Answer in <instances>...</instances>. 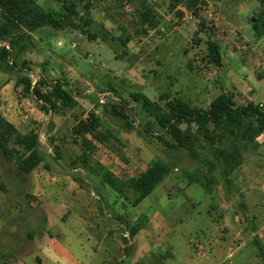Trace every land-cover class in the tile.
Wrapping results in <instances>:
<instances>
[{
	"label": "rangeland",
	"instance_id": "374dc122",
	"mask_svg": "<svg viewBox=\"0 0 264 264\" xmlns=\"http://www.w3.org/2000/svg\"><path fill=\"white\" fill-rule=\"evenodd\" d=\"M36 1L61 17L73 4L75 15L61 29L41 28L31 35L17 64L27 63L32 85L43 77L64 81L79 106L47 113L26 95L43 118L36 130L44 160L26 175L0 150V171L8 198L18 207L30 202L34 210L25 213L37 221L13 229L4 214L8 203L1 205L0 246L11 243L10 235L15 245L26 243L30 233L33 251L52 235L84 264H263L264 134L255 143L226 138L210 144L199 137L195 157L187 149L167 150L150 134L158 125L133 98L177 97L208 108L224 93L237 106L252 102L264 110V38L255 39L250 23L258 1L182 0L175 8L168 0ZM141 12L155 18V29L140 21ZM212 42L221 53L219 66L209 57ZM27 73L0 69V90ZM20 90L15 97L22 100ZM112 103L124 109L132 129L106 111ZM89 114L99 120L102 143L73 132ZM84 138L97 146L87 166L79 161ZM217 148L240 153L228 176ZM158 159L173 172L137 206L132 193L129 199L117 193L95 167L99 162L128 179ZM211 164L214 181H207ZM39 182L43 186L33 190ZM35 191L43 196H33ZM134 226L140 231L131 238Z\"/></svg>",
	"mask_w": 264,
	"mask_h": 264
},
{
	"label": "trees",
	"instance_id": "16d2710c",
	"mask_svg": "<svg viewBox=\"0 0 264 264\" xmlns=\"http://www.w3.org/2000/svg\"><path fill=\"white\" fill-rule=\"evenodd\" d=\"M82 1V0H80ZM170 6L177 7L182 0H168ZM258 9L250 19L253 35L256 40L264 38V0H257ZM63 16L50 11H45L36 0H0V66L5 72H14L27 69L26 76L18 78L15 87L24 89L25 96L33 95L40 103L42 110L49 112H61L67 109H75L79 106L66 83L61 80L53 82L46 78H40L39 82L32 85L27 63L21 66L17 64L19 55L27 49L25 41L31 38V34L45 27L61 29L64 24L75 15V5L64 8ZM140 21L156 28L157 21L150 13L141 12ZM209 57L216 65H221V53L216 43L209 44ZM22 67V68H19ZM133 98L142 109L153 118L158 125V132H150L167 150L187 149L193 157V145L202 137L206 142L214 144L226 138L239 139L249 143L264 134V110L250 102L243 106H237L228 94L217 95L208 108L192 106L182 98L161 97L158 102H153L141 94H133ZM113 117L122 121L124 125L133 128L126 116L124 109L116 104H110L106 110ZM100 123L96 116L89 114L88 118L80 121L73 128V132L79 136L91 135L92 138L102 143L104 136L99 132ZM170 137L171 140L166 139ZM40 136L35 131L22 134L16 126L8 122L0 115V150L6 161L14 163L23 174L32 173L43 162L44 157L39 151ZM84 152L79 161L86 166L90 158L97 150V146L84 138ZM217 153L225 162V174H232L238 167L241 157L237 151H228L217 148ZM95 167L102 176L105 184L122 196L128 198L132 193L133 206L139 205L147 198L157 186L173 172V167L167 162L158 159L141 175L128 179H120L111 170L105 168L99 162ZM214 165L204 175L207 181H214L211 172ZM226 181L229 183L228 178ZM200 183L199 179L192 180ZM203 185V184H202ZM205 187V186H204ZM0 190L6 192L7 188L2 181L0 171ZM140 226L129 229L130 237L137 236ZM264 264V251L261 252Z\"/></svg>",
	"mask_w": 264,
	"mask_h": 264
},
{
	"label": "crops",
	"instance_id": "0c3cea01",
	"mask_svg": "<svg viewBox=\"0 0 264 264\" xmlns=\"http://www.w3.org/2000/svg\"><path fill=\"white\" fill-rule=\"evenodd\" d=\"M45 28H48L49 30L50 27ZM34 33L35 32H33L31 35H34ZM24 52L19 55L18 59L22 55L25 56L23 54ZM20 88H15L14 82L11 81L0 90V98L3 99V104L0 108V112H2V116L5 117L8 122L16 126V128L22 134H26L31 131H35L36 133H38V130H36V128L39 126L43 118L40 116V112L37 111L38 109L32 107L30 102L27 101L28 95L23 96L22 100H20L19 97H15L16 90L21 91ZM41 186L43 185L39 182L33 183L32 187L33 190L36 189L39 191ZM0 192L2 191L0 190ZM7 192L8 191L1 193L4 196L0 197V206L8 203L9 207H7L4 214L9 215V220H12V222H14L13 229L19 230L18 228L24 225L27 227V224L29 223H36L37 220H32L33 218L31 217V214L25 213L27 209L34 210L32 204L25 200L23 201L25 202V208L20 206L18 207V205H16V201L12 202L8 198ZM36 194H41V192L34 193L33 196H37ZM41 196L43 195L41 194ZM33 199L36 200V205L41 203V201L38 200V197ZM13 210H16L14 211L15 213H12ZM66 217L67 216H60L59 220L62 222H67L68 219H66ZM41 218H43V216ZM45 221L48 222L47 218L45 219ZM84 223L86 224L87 222L84 220ZM10 238L12 240H10V244H4L0 246V264H42L43 260L50 262V264H84L80 263L78 258H76V256L66 246L55 239L52 235H50V237L46 239L43 247L44 250L43 248H37V250L35 251H33L32 244L34 240L32 234L28 233L27 238L29 240L21 245L14 244L13 235H10ZM91 258H93V256ZM86 264L90 263L88 262ZM101 264H110V262L103 261L101 262Z\"/></svg>",
	"mask_w": 264,
	"mask_h": 264
},
{
	"label": "built area",
	"instance_id": "2783aa9c",
	"mask_svg": "<svg viewBox=\"0 0 264 264\" xmlns=\"http://www.w3.org/2000/svg\"><path fill=\"white\" fill-rule=\"evenodd\" d=\"M100 102H101V103H103V102H104V100H103V99H101V100H100Z\"/></svg>",
	"mask_w": 264,
	"mask_h": 264
}]
</instances>
